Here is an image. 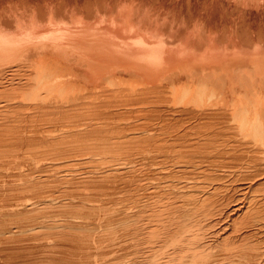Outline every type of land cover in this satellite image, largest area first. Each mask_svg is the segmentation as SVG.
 <instances>
[{"label":"bare ground","instance_id":"1","mask_svg":"<svg viewBox=\"0 0 264 264\" xmlns=\"http://www.w3.org/2000/svg\"><path fill=\"white\" fill-rule=\"evenodd\" d=\"M0 264H264V0H0Z\"/></svg>","mask_w":264,"mask_h":264}]
</instances>
